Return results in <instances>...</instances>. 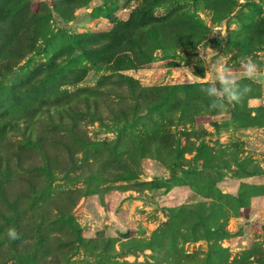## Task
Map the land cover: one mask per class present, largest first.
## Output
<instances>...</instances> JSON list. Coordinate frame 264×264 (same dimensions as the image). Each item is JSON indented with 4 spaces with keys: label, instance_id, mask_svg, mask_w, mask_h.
<instances>
[{
    "label": "rangeland",
    "instance_id": "rangeland-1",
    "mask_svg": "<svg viewBox=\"0 0 264 264\" xmlns=\"http://www.w3.org/2000/svg\"><path fill=\"white\" fill-rule=\"evenodd\" d=\"M209 57L264 69V0H0V264H264V83L210 109Z\"/></svg>",
    "mask_w": 264,
    "mask_h": 264
},
{
    "label": "clouds",
    "instance_id": "clouds-1",
    "mask_svg": "<svg viewBox=\"0 0 264 264\" xmlns=\"http://www.w3.org/2000/svg\"><path fill=\"white\" fill-rule=\"evenodd\" d=\"M206 63L204 75H197L193 83L199 84L200 91L209 98L210 109L222 110L226 103H240L250 91L247 86L241 87L240 81L243 79L264 83V69L251 58L245 57L240 61L242 71L239 74L226 64L213 61L211 57ZM7 236L13 241L19 239L15 228H9Z\"/></svg>",
    "mask_w": 264,
    "mask_h": 264
},
{
    "label": "trees",
    "instance_id": "trees-1",
    "mask_svg": "<svg viewBox=\"0 0 264 264\" xmlns=\"http://www.w3.org/2000/svg\"><path fill=\"white\" fill-rule=\"evenodd\" d=\"M139 11H142V8H138ZM147 13V12H145ZM142 14H138L137 18L135 21H127L124 23H120L117 26H115L112 30H110L108 33H105L102 38L109 40V42H106L104 46H100L98 50V53L95 57H97V60L91 59V63L98 65L106 63L105 60L102 58L104 54L102 52L110 51L114 47H120L121 48V43H131L132 45H135L139 48H141L142 45L136 43L134 39H132L133 34L129 31V28H141L144 29L143 31L145 32L144 34L146 35H139L138 36V41L140 38L144 40V42L151 43L154 46H159L160 45H165L166 42H170L173 44L172 40L170 37L165 35L166 30H165V24L164 20L167 21L168 19L163 18V19H157L156 22L154 23L150 18H146ZM194 27V26H193ZM151 33L152 36H148L147 34ZM127 37V38H125ZM178 37V36H177ZM197 34L193 35L192 39H196ZM197 41V40H196ZM196 41L194 43H196ZM148 56H145L144 58H147ZM121 68H117V70H120ZM118 76L122 78H129L126 74H118Z\"/></svg>",
    "mask_w": 264,
    "mask_h": 264
}]
</instances>
